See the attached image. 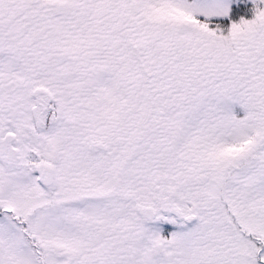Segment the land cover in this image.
Wrapping results in <instances>:
<instances>
[{"label": "snow or ice", "instance_id": "snow-or-ice-1", "mask_svg": "<svg viewBox=\"0 0 264 264\" xmlns=\"http://www.w3.org/2000/svg\"><path fill=\"white\" fill-rule=\"evenodd\" d=\"M0 264H264V0H0Z\"/></svg>", "mask_w": 264, "mask_h": 264}]
</instances>
